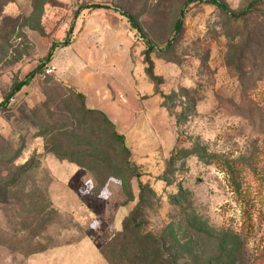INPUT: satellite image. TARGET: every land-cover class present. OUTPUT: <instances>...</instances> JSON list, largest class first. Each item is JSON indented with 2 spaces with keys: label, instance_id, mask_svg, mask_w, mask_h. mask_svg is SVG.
Segmentation results:
<instances>
[{
  "label": "rangeland",
  "instance_id": "obj_1",
  "mask_svg": "<svg viewBox=\"0 0 264 264\" xmlns=\"http://www.w3.org/2000/svg\"><path fill=\"white\" fill-rule=\"evenodd\" d=\"M186 1L0 0V264H31L48 249L111 239L135 213L141 186L140 233L155 238L147 245L119 239L123 264L264 260V0L245 23ZM223 1L238 12L256 0ZM92 4L108 9L86 8ZM122 12L157 47L150 54L156 80L147 73V46ZM243 25L258 45L244 79L237 69L247 56ZM75 92L116 124L139 176L70 161L74 151L88 166L82 154L104 140L90 135V120L82 123Z\"/></svg>",
  "mask_w": 264,
  "mask_h": 264
},
{
  "label": "trees",
  "instance_id": "obj_2",
  "mask_svg": "<svg viewBox=\"0 0 264 264\" xmlns=\"http://www.w3.org/2000/svg\"><path fill=\"white\" fill-rule=\"evenodd\" d=\"M195 2L212 5L216 7L220 12L228 16L230 20L245 23L254 15L255 6L259 5V3L262 2V0H256L253 3H251L246 9H243L238 12L232 10L228 6V4L223 0H187L185 3V7ZM86 8L90 10H100V9H108V6L104 4H92L87 6ZM184 14H185V10L182 11L181 18H179L176 22L175 27L177 33L181 31L183 24L182 19L184 17ZM121 15L127 19L131 27L134 30H136L140 34V37L144 40L147 46V50H146V63L148 64L147 73L150 78L156 80L157 78L153 72V62L151 60L150 54L157 52V47L147 37L144 30L140 26L137 18L134 15L129 14L127 12H122ZM249 29L250 28L247 25H243L242 28L239 29L240 31L248 30L246 43L244 45V48L246 46L247 56L241 57L238 61L239 63L237 64V69L239 70L243 79L246 77V69H251L253 66L256 65L255 53L258 51V45L256 42L257 36L256 34H253L252 30ZM173 46H174L173 41L169 42L167 45V49L170 50L173 48ZM36 71L30 72L29 74H27L24 80L17 82L13 85L11 93L4 100L5 104H8L9 101L13 99V97L23 89V87L28 86L31 83V81L35 78L37 74ZM75 95L81 104L82 113L86 117V118L84 117L86 120H84V122L82 123L84 124L88 120H90L92 123L89 127L90 135L95 133H103L104 140L103 142L97 141V143L96 141H91L90 143L91 150H87L82 154V157L88 158L90 160L91 164H88V166H86L85 164H81L77 160H75L77 152L74 151L71 152L70 161L75 164H78L79 166L87 170L88 169L96 170L98 168L104 167L106 175L113 173L115 175L129 174L132 176H139V174L136 173L137 167L131 163L132 153L127 144L126 138L123 134L117 131L116 124L108 117V115L105 112L98 109L88 108L85 103V96L82 93L75 92ZM56 155L59 158H66L67 156L66 153L63 154L57 153ZM30 166L31 164H29L28 167ZM22 168H25V166H22ZM144 192L145 190L141 186V201L135 213L131 216L129 220H127L124 223L123 231H117L116 234L111 239H109V241L101 248V254L109 264L124 263L123 259L121 258L122 257L121 253L119 252L117 253V250L119 251L118 249L119 239H125L131 236V238H133L134 243H138L140 245H147L151 237L152 239L155 238L152 235L145 237L143 234H141L140 226L138 225L139 217L145 213L144 212L145 202H143V198H142L144 197ZM146 255L148 256V254ZM138 257L139 259H143V257L145 258L146 256L143 252H140ZM260 264H264V260Z\"/></svg>",
  "mask_w": 264,
  "mask_h": 264
},
{
  "label": "crops",
  "instance_id": "obj_3",
  "mask_svg": "<svg viewBox=\"0 0 264 264\" xmlns=\"http://www.w3.org/2000/svg\"><path fill=\"white\" fill-rule=\"evenodd\" d=\"M95 242L92 240H83L78 244H69L53 249H48L31 256V264L42 259L52 260L55 264H102L101 248L108 242ZM104 258V257H103ZM105 259V258H104Z\"/></svg>",
  "mask_w": 264,
  "mask_h": 264
},
{
  "label": "built area",
  "instance_id": "obj_4",
  "mask_svg": "<svg viewBox=\"0 0 264 264\" xmlns=\"http://www.w3.org/2000/svg\"><path fill=\"white\" fill-rule=\"evenodd\" d=\"M55 67L54 66H48L47 68H46V70H45V72L47 73V74H52L54 71H55Z\"/></svg>",
  "mask_w": 264,
  "mask_h": 264
}]
</instances>
